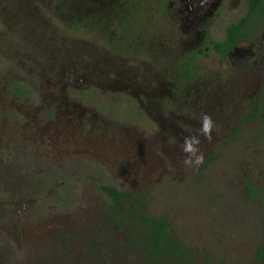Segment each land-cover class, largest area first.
Listing matches in <instances>:
<instances>
[{
  "label": "rangeland",
  "instance_id": "rangeland-1",
  "mask_svg": "<svg viewBox=\"0 0 264 264\" xmlns=\"http://www.w3.org/2000/svg\"><path fill=\"white\" fill-rule=\"evenodd\" d=\"M127 1L0 0V264H149L100 184L145 190L198 264H262L264 26L177 86L176 61L246 0H145L133 24Z\"/></svg>",
  "mask_w": 264,
  "mask_h": 264
},
{
  "label": "trees",
  "instance_id": "trees-1",
  "mask_svg": "<svg viewBox=\"0 0 264 264\" xmlns=\"http://www.w3.org/2000/svg\"><path fill=\"white\" fill-rule=\"evenodd\" d=\"M142 1L129 0L125 8L131 11L130 17L139 16V11L144 8ZM264 22V0H246V12L236 22L225 26L223 36L215 38L212 35H205L201 44L183 55L174 65L177 72V86L185 85L197 70L201 59L214 54L220 59L229 56L232 51L242 43L252 44L259 38L261 27ZM123 25V24H122ZM112 44V43H109ZM18 93L25 90L21 83L15 84ZM25 92V91H24ZM253 108V115L257 116L262 106ZM261 107V108H260ZM251 116V117H252ZM212 158L205 160V165ZM99 190L109 199L107 216L114 222L115 229L128 227L130 244L141 249L143 257L149 264L159 263L167 260L173 264H198L195 260V253L183 244L182 240L174 233H171V224L165 217H155L148 214L147 199L145 194L136 192L131 194L126 190L100 184ZM259 188L249 187L250 195L257 194ZM256 259L264 264V245H259L256 251ZM205 264H208L206 261Z\"/></svg>",
  "mask_w": 264,
  "mask_h": 264
},
{
  "label": "clouds",
  "instance_id": "clouds-1",
  "mask_svg": "<svg viewBox=\"0 0 264 264\" xmlns=\"http://www.w3.org/2000/svg\"><path fill=\"white\" fill-rule=\"evenodd\" d=\"M200 124L201 127L198 130V134L185 137L183 144L181 145V150L187 154L185 163L190 165H198L202 162L203 153L199 147L201 144L200 136H203L204 139L211 141L212 132L215 127V122L207 113L202 115Z\"/></svg>",
  "mask_w": 264,
  "mask_h": 264
},
{
  "label": "flooded vegetation",
  "instance_id": "flooded-vegetation-1",
  "mask_svg": "<svg viewBox=\"0 0 264 264\" xmlns=\"http://www.w3.org/2000/svg\"><path fill=\"white\" fill-rule=\"evenodd\" d=\"M263 24H264V22H263ZM263 24H262V27H261V31H262V28H263V26H264ZM260 35H261V32H260ZM260 35H259V37H260ZM258 39H259V38H258ZM256 41H257V40H256ZM242 44H244V43H242ZM252 44H253V43H252ZM239 45H240V44H239ZM119 190H120V189H119ZM123 191H124V190H123ZM126 191H127V190H126ZM130 193L133 194L132 192H130ZM144 193L146 194L147 192L144 190ZM134 194H135V193H134ZM148 214H150V215H152V216H155V217H164V216H161V215H160V216L153 215V214L149 213V211H148ZM165 218H166V217H165ZM166 219H167V218H166ZM167 220H168V219H167ZM168 221H169V220H168ZM169 222H170V221H169ZM122 228H123V227H122ZM170 231H171V233H173V232H172V228H171ZM178 237H179V236H178ZM179 238H180V237H179ZM180 239H181V238H180ZM187 249H189V248H187Z\"/></svg>",
  "mask_w": 264,
  "mask_h": 264
}]
</instances>
